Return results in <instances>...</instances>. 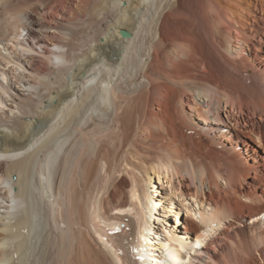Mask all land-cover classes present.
I'll use <instances>...</instances> for the list:
<instances>
[{"label":"bare ground","instance_id":"1","mask_svg":"<svg viewBox=\"0 0 264 264\" xmlns=\"http://www.w3.org/2000/svg\"><path fill=\"white\" fill-rule=\"evenodd\" d=\"M260 150L264 0H0V264H264Z\"/></svg>","mask_w":264,"mask_h":264},{"label":"rangeland","instance_id":"2","mask_svg":"<svg viewBox=\"0 0 264 264\" xmlns=\"http://www.w3.org/2000/svg\"><path fill=\"white\" fill-rule=\"evenodd\" d=\"M252 143H253V142H252ZM260 152H261L262 154L264 153L262 150H260ZM131 155H132V156H131ZM131 155H130V157H132L133 162H136V161L139 159V157L136 156V155H139V156H140L141 154H138V153L136 154V153H135L134 155H133V154H131ZM145 155H146V154H145ZM145 155H141V156H140L141 158H140L139 160H145V161H146V159H147V161H150L151 158L149 159L148 155H146V156H145ZM263 155H264V154H263ZM134 156H136L137 158L135 159ZM143 156H144V157H143ZM146 157H147V158H146ZM144 158H145V159H144ZM148 159H149V160H148ZM134 160H136V161H134ZM139 160H138L137 164H139ZM140 162H141V161H140ZM4 171H5V170H4ZM14 177H15V176H14ZM170 213H171V212H170ZM172 213H173V212H172ZM173 217L175 218V217H176V214H174V216H172V218L170 217V219H172V222H173Z\"/></svg>","mask_w":264,"mask_h":264},{"label":"water","instance_id":"3","mask_svg":"<svg viewBox=\"0 0 264 264\" xmlns=\"http://www.w3.org/2000/svg\"><path fill=\"white\" fill-rule=\"evenodd\" d=\"M122 34H123L124 36H126V37H127V36H130V33H129V32H127V31H125V30H124V31H122Z\"/></svg>","mask_w":264,"mask_h":264}]
</instances>
